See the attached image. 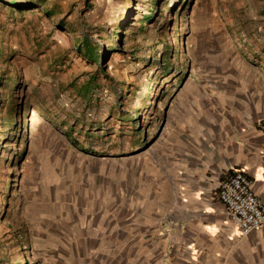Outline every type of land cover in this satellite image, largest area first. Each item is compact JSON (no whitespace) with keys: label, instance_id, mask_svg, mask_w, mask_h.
<instances>
[{"label":"rangeland","instance_id":"rangeland-1","mask_svg":"<svg viewBox=\"0 0 264 264\" xmlns=\"http://www.w3.org/2000/svg\"><path fill=\"white\" fill-rule=\"evenodd\" d=\"M202 27L264 64V0H0V264H67L139 189Z\"/></svg>","mask_w":264,"mask_h":264},{"label":"crops","instance_id":"crops-1","mask_svg":"<svg viewBox=\"0 0 264 264\" xmlns=\"http://www.w3.org/2000/svg\"><path fill=\"white\" fill-rule=\"evenodd\" d=\"M200 30L172 122L141 157L139 189L76 224L67 264H264V232L240 236L217 199L219 182L242 170L264 208V64L228 31Z\"/></svg>","mask_w":264,"mask_h":264},{"label":"built area","instance_id":"built-area-1","mask_svg":"<svg viewBox=\"0 0 264 264\" xmlns=\"http://www.w3.org/2000/svg\"><path fill=\"white\" fill-rule=\"evenodd\" d=\"M252 184L253 181L242 170H234L218 185L217 199L240 236L252 231L264 232V208L253 192Z\"/></svg>","mask_w":264,"mask_h":264},{"label":"trees","instance_id":"trees-1","mask_svg":"<svg viewBox=\"0 0 264 264\" xmlns=\"http://www.w3.org/2000/svg\"><path fill=\"white\" fill-rule=\"evenodd\" d=\"M146 19H150V17H146ZM80 52H84V56H87V57H91L92 59L96 58L95 57V53L93 51V48H89L88 45H86L85 43H83V45L81 46V48L79 47L78 48ZM10 139H8V142H9Z\"/></svg>","mask_w":264,"mask_h":264}]
</instances>
